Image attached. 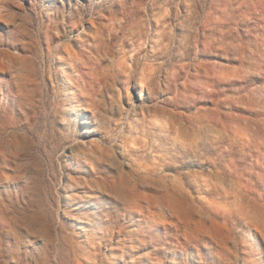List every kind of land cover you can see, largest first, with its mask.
I'll return each mask as SVG.
<instances>
[{"label":"rangeland","instance_id":"1","mask_svg":"<svg viewBox=\"0 0 264 264\" xmlns=\"http://www.w3.org/2000/svg\"><path fill=\"white\" fill-rule=\"evenodd\" d=\"M0 264H264V0H0Z\"/></svg>","mask_w":264,"mask_h":264},{"label":"bare ground","instance_id":"2","mask_svg":"<svg viewBox=\"0 0 264 264\" xmlns=\"http://www.w3.org/2000/svg\"><path fill=\"white\" fill-rule=\"evenodd\" d=\"M17 221V220H16ZM20 221V220H19ZM51 238V237H50Z\"/></svg>","mask_w":264,"mask_h":264}]
</instances>
